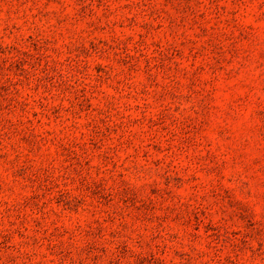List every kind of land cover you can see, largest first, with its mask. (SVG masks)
Masks as SVG:
<instances>
[{"label":"rangeland","instance_id":"1","mask_svg":"<svg viewBox=\"0 0 264 264\" xmlns=\"http://www.w3.org/2000/svg\"><path fill=\"white\" fill-rule=\"evenodd\" d=\"M0 264H264V0H0Z\"/></svg>","mask_w":264,"mask_h":264}]
</instances>
